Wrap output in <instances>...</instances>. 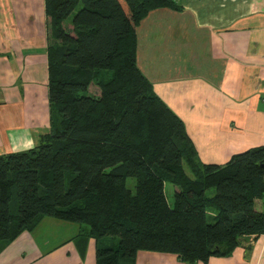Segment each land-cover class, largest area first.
<instances>
[{
	"label": "trees",
	"instance_id": "16d2710c",
	"mask_svg": "<svg viewBox=\"0 0 264 264\" xmlns=\"http://www.w3.org/2000/svg\"><path fill=\"white\" fill-rule=\"evenodd\" d=\"M159 7L179 9L174 0H45L50 130L0 155V247L43 216L87 225L95 264H133L140 250L206 263L264 234V144L199 162L136 65L137 25ZM166 181L177 187L172 205ZM76 242L83 254L87 235Z\"/></svg>",
	"mask_w": 264,
	"mask_h": 264
},
{
	"label": "crops",
	"instance_id": "0c3cea01",
	"mask_svg": "<svg viewBox=\"0 0 264 264\" xmlns=\"http://www.w3.org/2000/svg\"><path fill=\"white\" fill-rule=\"evenodd\" d=\"M174 2L179 9H152L139 21L136 65L182 121L197 160L222 164L264 144V0ZM47 46L45 0H0V155L32 148L50 130ZM88 232L43 216L0 247V264H95ZM133 264L193 263L140 250ZM194 264H264V234Z\"/></svg>",
	"mask_w": 264,
	"mask_h": 264
},
{
	"label": "rangeland",
	"instance_id": "374dc122",
	"mask_svg": "<svg viewBox=\"0 0 264 264\" xmlns=\"http://www.w3.org/2000/svg\"><path fill=\"white\" fill-rule=\"evenodd\" d=\"M88 92L89 94L91 95H95L97 96L99 94V90L97 88V86L95 84H91L88 88ZM48 105H49V102H48ZM49 112H50V105H49ZM51 116V114H50ZM134 183H135V180L133 178H128L127 179V185L129 186V188L134 191ZM176 186H174L172 183L170 182H165L164 183V192H165V195H166V199H167V202L169 205H172V195H173V192L176 190ZM213 192V189L208 191V194H212ZM257 206L259 208L262 207V202L261 201H258L257 202ZM81 225L87 227V225H85L84 223H80ZM102 244H107L109 242V237L108 238H103L102 240ZM113 241L116 242L117 241V237H114L113 238Z\"/></svg>",
	"mask_w": 264,
	"mask_h": 264
}]
</instances>
